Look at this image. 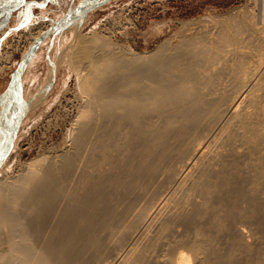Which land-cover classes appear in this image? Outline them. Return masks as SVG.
Masks as SVG:
<instances>
[{
	"label": "bare ground",
	"instance_id": "1",
	"mask_svg": "<svg viewBox=\"0 0 264 264\" xmlns=\"http://www.w3.org/2000/svg\"><path fill=\"white\" fill-rule=\"evenodd\" d=\"M21 1L3 0L0 16ZM256 6L142 54L75 43L69 66L87 107L58 151L0 180V264H264V0ZM47 13L28 30L48 28ZM10 133L0 102V151Z\"/></svg>",
	"mask_w": 264,
	"mask_h": 264
},
{
	"label": "rangeland",
	"instance_id": "2",
	"mask_svg": "<svg viewBox=\"0 0 264 264\" xmlns=\"http://www.w3.org/2000/svg\"><path fill=\"white\" fill-rule=\"evenodd\" d=\"M78 1L22 0L13 2L12 11L0 16V94L12 74L10 63L19 62L30 45L31 35L39 34L37 29L28 30L27 26L47 10L43 20L51 24ZM256 8V0H110L80 20L79 26L77 24L72 30L65 27L59 37L55 34L48 38L38 50V59L27 82H21L20 78L26 111L13 146L0 166V180L17 175L30 160L58 151L67 140L79 110L86 109V97L79 93L76 72L70 67L72 65L69 66V54L78 40L98 37L116 49L142 54L153 50L160 41L176 37L186 27L206 23L216 16L229 15L238 19ZM6 54L12 55L10 63L4 62ZM51 71L52 77L49 76ZM1 143L0 139V146ZM243 234L246 237L247 230Z\"/></svg>",
	"mask_w": 264,
	"mask_h": 264
},
{
	"label": "water",
	"instance_id": "3",
	"mask_svg": "<svg viewBox=\"0 0 264 264\" xmlns=\"http://www.w3.org/2000/svg\"><path fill=\"white\" fill-rule=\"evenodd\" d=\"M110 0H80L73 7H68L64 14L57 20L52 21L50 26L44 30L29 46L24 53L23 57L19 61L16 69L12 72L8 85L4 91L0 94V102H3L5 112L8 114L10 120L11 133L9 134L8 142L4 144V147L0 151V166L4 159L8 156L15 136L20 124V121L25 113L26 107L25 102L22 100V86L20 82L21 75L26 67V64L38 45L47 36L52 37L53 35L61 32L65 27L71 25L76 20H82L84 16L91 10L96 9L98 6H102ZM14 95V101L12 96ZM13 102V104L11 103ZM11 103V104H10Z\"/></svg>",
	"mask_w": 264,
	"mask_h": 264
}]
</instances>
